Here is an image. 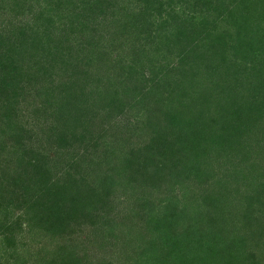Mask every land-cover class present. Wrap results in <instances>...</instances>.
I'll return each instance as SVG.
<instances>
[{
    "label": "trees",
    "instance_id": "obj_1",
    "mask_svg": "<svg viewBox=\"0 0 264 264\" xmlns=\"http://www.w3.org/2000/svg\"><path fill=\"white\" fill-rule=\"evenodd\" d=\"M4 10L10 12V18L0 28V252L6 253L4 260L0 257V264H17L23 258L22 264L29 263L26 243L20 235L38 224L60 237L64 231L72 237L70 244L64 242L51 251L43 264H99L97 259L87 260L83 247L74 242L77 232L84 226H100L101 222L107 235L117 239L118 233L112 230L118 223L109 219L115 202L111 195L133 184L138 216L156 228L157 237L163 239L151 242L167 247L164 237L170 239L176 228L183 227L180 242L184 236L190 252L178 244L170 247L163 261L192 264L190 259L194 258L206 262L205 256L197 254L203 241L211 243L213 228L206 223L212 217L207 213L191 223L185 220L191 213L186 201L196 205L202 202L193 200L197 197L192 188L197 170H203L200 154H208L210 160L218 146L227 149V144L219 140L221 136L232 138L231 146L238 148L234 160L230 159L231 166L239 169L245 165V173L238 172L247 188L253 190L251 194L239 192V186L228 211H223L228 202L216 207L220 214L217 219L224 225L218 233L222 237L218 240L217 264H232L235 257L228 259L232 252H225H234L237 243H251L248 249L263 246L264 231L254 234L251 231L255 227L249 229L248 225L258 210L264 211V58L245 76L239 71L235 75L224 66L227 49L239 43L236 41L252 50L251 41L255 40L264 54V0H0V13ZM187 19L196 26L188 24ZM194 19L199 20L198 26ZM140 21L155 24L143 35L146 44L164 42L173 48V41L180 42V62L185 58L183 53L192 51L191 56L196 55L195 60L202 61L205 69H170L154 77L151 69H142L141 80L130 69H119L118 79L97 77L92 88L79 69V81L54 72L71 68L73 61L79 65L84 59L101 64L99 60H107L129 43L128 56L132 50L148 52L145 44L137 46L142 39L136 34L143 26ZM210 25L220 31L221 39L219 35L217 40L208 34L202 36ZM73 34L90 39L95 36L98 42L89 43L95 51L86 45L88 42L76 47L69 40ZM130 63L136 68L135 59ZM87 70L93 73L96 69ZM232 77L237 83L228 82ZM143 78L149 82L141 90ZM100 83L107 85L104 91ZM202 88L210 89L217 100L214 105L222 106L217 110L224 116L220 129L215 126V117L210 116L213 104L203 98ZM138 91L141 96L134 104L125 101ZM150 91L162 94L164 103L169 101V106L164 105L160 126L151 127L152 139L125 150L126 143L121 142L123 150L119 152H98V128H92L94 117L104 115L106 121L113 120L130 104L136 116H145ZM90 101L93 106H82ZM46 153L56 157L51 164L52 158H41ZM114 159L120 162L112 164ZM55 165L60 173L53 172ZM154 195L162 198L154 201ZM219 195L223 197V193ZM244 201L248 203L247 214L242 212ZM127 228L126 236H122L127 241L137 240L138 236L149 241L145 229L130 224ZM40 231L44 232L43 228ZM96 235L92 234L90 244L102 245L101 237ZM173 250L179 252L177 259ZM237 258L244 261L247 255L239 254ZM252 259L253 263L248 264H257ZM153 260L143 247L135 264H153Z\"/></svg>",
    "mask_w": 264,
    "mask_h": 264
},
{
    "label": "rangeland",
    "instance_id": "obj_2",
    "mask_svg": "<svg viewBox=\"0 0 264 264\" xmlns=\"http://www.w3.org/2000/svg\"><path fill=\"white\" fill-rule=\"evenodd\" d=\"M8 11H1L0 13V28L2 26L1 23H8L9 18H10V12ZM180 14V13H179ZM183 14V13H182ZM187 13L183 14L185 16ZM198 15V13H196ZM181 16V14L179 15ZM2 17V18H1ZM7 21H6V20ZM178 20V19H177ZM196 20L195 22L198 23L197 26L199 25V20ZM198 21V22H197ZM187 23L191 24L192 26H196L193 22H191L189 19H187ZM139 24H142L143 26L140 27L138 31H136L137 36L142 35V39L139 41L137 46L143 47V44H145V47L147 48L148 52L142 53L143 51L135 52L132 50V55L128 56L126 53V49L128 48L129 44H126L128 46H123L119 48V50H115L113 56H109L107 60L102 59L99 60L101 64H96V62H93V64L88 63L87 59L83 60V63H80L79 65L71 64V68L67 69H54V72L58 74V76H65V79L68 80V77L71 76L73 81H79L78 76H77V70L82 73L81 77L85 79L86 84L87 82L90 85L89 87L92 88L97 84V77L102 78L103 76L106 78L110 77L111 79H118L117 73H119V69H122L121 71H127L130 69L131 73L133 75L136 73L139 74L140 80L142 77V69H151V77L156 76L157 74H162L168 72L170 69H205L204 68V63L201 61H196L195 56H191V52L183 53L184 54V60L183 62H180L182 59L180 58V54L178 53V48L181 45L180 42H174L171 44V47L169 48L164 42L163 43H155L153 41L151 45L148 43L146 44L143 35H147V32L149 33L150 29H154L153 26L155 24H150L146 22L143 24L142 21H140ZM206 31L203 33L202 36H205L208 34V37L211 36L217 40V35L220 36V39L222 35L219 33L220 31L216 29V27H213L212 25L206 26ZM97 36V35H96ZM69 40L71 43H73L76 47H79V44L81 42H88L86 44L92 52L95 51L93 50L89 45V43L93 42L92 45H95V41L98 42L97 38L95 36L90 37H82L80 35L73 34L71 37H69ZM123 41L125 42V37L123 38ZM242 41V40H241ZM148 42V41H147ZM183 42L188 43L189 40H184ZM239 43H234L233 46H230L229 49H227V62H225V69H229L232 73L236 75V73L239 71L240 75L245 76L247 75L246 72H250L249 69H252L253 66L260 64L259 59L264 58V54L262 52H259L258 44L254 40L251 44L254 46V49L248 50V46H244V44H241L240 41H236ZM136 43V42H135ZM133 46V45H131ZM233 47V49H232ZM140 49V48H139ZM145 50V49H143ZM164 55L161 56L162 52ZM245 52L247 54H245ZM148 54V55H147ZM134 55V57H133ZM201 57L203 54H200ZM83 56V55H82ZM94 57V56H90ZM98 58V55L95 54V59ZM136 60V68L131 66L130 61L131 60ZM93 60V61H94ZM196 61V62H195ZM27 63L29 61H26ZM195 62V66H193V63ZM201 64V66H200ZM246 66V67H245ZM261 67V66H260ZM87 69H96L93 71V73ZM135 69V72H132V70ZM106 70L108 72H106ZM112 71V72H111ZM252 71V70H251ZM112 73L110 76H108L107 73ZM115 73V74H114ZM150 73V72H148ZM254 74H257L256 71L253 72ZM114 74V76H113ZM249 74V75H250ZM146 75V73H145ZM74 77V78H73ZM91 78V80H90ZM139 81V80H138ZM149 82L148 79L143 78V83L141 85V90L145 85H147ZM231 84L237 83L236 80L232 77L231 81H228ZM254 82V79L252 83ZM251 83V85H252ZM102 85L103 91L105 90L107 85H104L103 83H100ZM167 85V84H166ZM246 85V84H245ZM71 86V85H68ZM165 86V85H164ZM169 85H167L168 87ZM248 86V85H246ZM249 87V86H248ZM204 89V90H203ZM203 92L202 95L203 98L207 101H210L212 107H210V116L215 117V126L220 129L221 128V123H223L224 116L222 113L218 112V109H221L222 106H216L214 103H216L217 100L213 99V92L210 89L202 88ZM171 95V94H170ZM125 96V95H124ZM141 96V92H137L134 97L128 99H125L126 102H130L134 104L136 100L140 99L139 97ZM147 99L150 98L149 100L146 101L147 103V108L145 109V113L147 115L145 116H140V114H135L133 111V106L130 107L132 104L129 105V107H126V112L123 113L122 115L114 118L113 120H105L104 115L99 116V117H94V123L92 122V128L97 129L95 130V137L97 138V151L98 152H104L109 151L110 149L115 150L116 152H119V150H123V147L121 148L119 144L121 142L126 143L124 146L125 149H130L132 146H138L140 143L144 141V139L151 140L152 136L154 133L151 131V127L157 128L160 126V122L162 118L164 117L163 114V109L164 105L169 106V101L166 100L164 103L165 98L163 99L162 94H157V93H151V91L146 95ZM124 99V98H123ZM161 99H163L161 101ZM178 99V98H177ZM89 104L85 103L82 104L83 107H89L93 106V103L90 101L88 102ZM22 105V104H21ZM23 106H26L23 104ZM139 108V107H138ZM214 110H213V109ZM137 110V109H136ZM209 110V109H208ZM135 114V115H134ZM139 115V116H138ZM102 117V118H101ZM152 125V126H151ZM33 126V125H30ZM113 126V127H112ZM169 127V124H167ZM199 127V126H198ZM200 127H203V123L200 125ZM112 130V131H110ZM106 132V133H105ZM120 138V140H119ZM95 139V138H94ZM222 142L226 143V148L228 149H221L219 146L212 151V154H210V160H209V155L207 156L206 153L200 154L201 161L203 162L202 164V171H198L196 173V178L193 180L194 183H192V188H193V194H196L195 196L197 198H194L193 200L196 201H202L200 204L196 205L194 202H189L186 201L187 204H189V210H191V213L186 215V219L190 221H195V219L200 220L201 218H204L207 216L209 213L212 217L208 224V226L211 225V228L213 230L208 231L207 234L210 232L212 236V239H210L211 243H208L206 241H203L201 243V246L199 247L200 252L197 254H201L205 256V261L206 262H198V260H195L194 258H191L190 260L194 264H217V258L219 256V253L217 251V247L220 248V243H218V240L221 239V235L218 234L219 230L222 229L224 225H222L221 220L217 219V214H219L218 211V206H222L224 203V208L223 211H228L229 206L234 203L235 199V191L239 187V192H245L247 194L252 193V188H247V182L244 180V178H240V175L238 171L243 170L245 171V165L242 164L243 168L239 167V169L232 168V164L234 160V157H236V153L238 152V148H235L231 146L232 138H229L228 136H221L219 138ZM120 147V148H119ZM221 149V150H220ZM80 151V150H79ZM221 151V153H220ZM50 155H53V152L50 151L48 152ZM209 153V151H207ZM214 153H216L218 156H214ZM49 154H41V158L43 155L48 157V159H51L49 162L50 164L52 163L53 159H56L55 156H50ZM121 155L119 156V158ZM232 159V160H230ZM120 162L118 159H114L112 164ZM56 165L53 168V172L55 173H60L59 170L56 169ZM236 170V172H235ZM103 171V170H102ZM101 171L96 172L97 174L100 173ZM108 173L111 172L110 169L107 171ZM245 173V172H244ZM236 176V178H235ZM133 186V187H132ZM130 187V189H125L123 186L120 187V190H116L115 195H111L115 202L113 203L114 205V212L111 211V217L109 218L114 219L111 221H115L118 223L116 227L112 230L114 233H118L117 239H115V235L112 238L111 234L107 235V229L101 226H84L80 231L77 232V237L76 235L73 237L75 238L74 242H78L79 247H83L82 253L83 255H86V259L91 261V260H96L99 264H135V258L139 255L141 252L142 248L144 247V250L147 255H150L154 260L152 261L153 264H168L167 262L163 261L164 256L166 253H169L172 248L170 247H175L178 244L181 245L182 249L184 251H189L191 250L190 246L188 245V242L186 241L185 237H182V243L180 242V237L182 236V229L183 227H178L175 229L174 233L175 235L171 236L170 239L169 237H164L166 239V246L167 247H159L156 246V242H151L154 238L157 242L163 241L162 237H157L158 236V231L156 228H152L150 225L147 224V221L145 219H142L138 216V207L136 205L137 200L136 197L133 196V193L135 192L136 188H134V184ZM191 188V189H192ZM189 191V190H188ZM223 193V197L219 195ZM166 195V194H164ZM163 195V196H164ZM199 195V197L197 196ZM155 196V195H154ZM221 196V197H220ZM165 197V196H164ZM159 198H162L161 195H156L152 199L154 201H158ZM181 198V197H180ZM242 205L245 206V210L242 212L244 214H247V209H248V203L243 202L241 203ZM233 207H235L233 205ZM243 207V206H242ZM123 209V210H122ZM241 213V212H239ZM220 215V214H219ZM254 221L248 225V228L250 229L251 227H255L254 230L251 232H256L258 231V234L260 235L261 231H264V211H259L256 213ZM227 223V222H226ZM133 226L136 229L139 230H146L147 236L149 238V241H143V238L138 236L137 240H131L129 238V241L124 239L122 236H126V232L128 231L127 226ZM145 226V227H144ZM42 226L40 224L35 225L33 227H30V229L25 230L22 232V241L26 243V254H27V260H29V263L27 264H43V260L48 258L50 256L51 251L55 250L58 245L65 243H71L70 239V233L67 231H64V235L60 237V234L58 233H52L51 231H45L44 227L43 231L41 232L40 229ZM247 228V229H248ZM260 228V230H258ZM257 229V230H256ZM214 231V232H213ZM206 233V232H203ZM214 233V234H213ZM92 234H97L95 238L99 235V238L101 237L102 239V245H91L90 240L94 238ZM145 234V232H141V235ZM185 235V233H184ZM137 236V235H136ZM157 237V239H156ZM77 240V241H76ZM126 240V241H124ZM69 241V242H68ZM251 245V243L247 244L245 243H237V245L234 246L236 249L234 252L233 251H228L225 253H230L232 252L229 256L228 259L235 257L234 262L236 264H248V263H253V259H256L257 264H264V244L262 247H259L255 249L253 248V245L251 246L250 249L248 247ZM110 246V247H109ZM169 246V247H168ZM224 247V246H223ZM197 248V247H196ZM190 252V251H189ZM94 253L96 255H94ZM195 253V252H193ZM25 254V255H26ZM165 254V255H164ZM173 255H176V258L179 256V252L173 250ZM247 255V259L242 261L238 260L237 256L238 255ZM6 253L1 254L0 252V257H2V260H4ZM37 256L38 261L35 262V258ZM162 256V257H160ZM162 258V259H159ZM24 260V258H23ZM18 261L17 264H22L25 263V261ZM99 260V261H98ZM209 261V262H208ZM211 261V262H210ZM184 263V262H183ZM192 263V264H193ZM13 264V263H12Z\"/></svg>",
    "mask_w": 264,
    "mask_h": 264
}]
</instances>
